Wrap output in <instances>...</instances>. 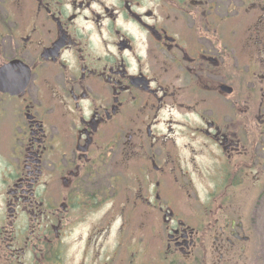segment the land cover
<instances>
[{
	"label": "flooded vegetation",
	"instance_id": "af4514ba",
	"mask_svg": "<svg viewBox=\"0 0 264 264\" xmlns=\"http://www.w3.org/2000/svg\"><path fill=\"white\" fill-rule=\"evenodd\" d=\"M139 229L264 264V0H0V264H161Z\"/></svg>",
	"mask_w": 264,
	"mask_h": 264
},
{
	"label": "rangeland",
	"instance_id": "374dc122",
	"mask_svg": "<svg viewBox=\"0 0 264 264\" xmlns=\"http://www.w3.org/2000/svg\"><path fill=\"white\" fill-rule=\"evenodd\" d=\"M91 231H92V227L90 225V223H86V224H81L78 225L76 227H74V229L72 230L71 234L68 237V243H69V250H68V254L69 255H73L75 258H78L81 254L84 253L85 250V244L87 243V237L91 236ZM132 229H128L127 232L125 233V243L126 246L123 247L122 250H120V252L122 253H127V245L129 242H131L132 239ZM136 232H139L140 237H142L144 239V245L141 247V249L139 250V252L141 254H146V255H154L155 257H158L161 259V264H166L165 263V259L163 257L164 252H165V245H166V239L164 238V236L162 235L161 237H158V235L154 234L155 231L151 230V229H139ZM117 233L118 231L114 230L112 234H109L107 232H105L103 235H99L98 237L100 238V240H96L95 243H93V250H98V252L100 253H105L107 252L108 248H112V249H116L117 247V241H116V237H117ZM136 235V233H135ZM105 239H108V241H104ZM140 244H142V242L140 241ZM136 246H132L131 244V248L133 250ZM90 247H88L89 249ZM89 253H94L91 249V251H89Z\"/></svg>",
	"mask_w": 264,
	"mask_h": 264
}]
</instances>
